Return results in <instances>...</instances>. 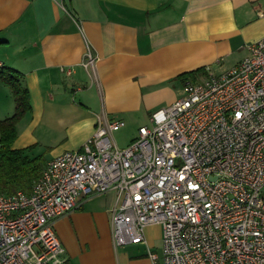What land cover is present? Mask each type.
Instances as JSON below:
<instances>
[{
  "label": "built area",
  "instance_id": "2783aa9c",
  "mask_svg": "<svg viewBox=\"0 0 264 264\" xmlns=\"http://www.w3.org/2000/svg\"><path fill=\"white\" fill-rule=\"evenodd\" d=\"M232 69L186 79L151 127L119 148L124 120L47 162L29 193L0 194V264H64L53 223L94 195L115 192L114 246L146 243L152 264H264V37ZM83 65L98 57L87 47Z\"/></svg>",
  "mask_w": 264,
  "mask_h": 264
},
{
  "label": "crops",
  "instance_id": "0c3cea01",
  "mask_svg": "<svg viewBox=\"0 0 264 264\" xmlns=\"http://www.w3.org/2000/svg\"><path fill=\"white\" fill-rule=\"evenodd\" d=\"M263 37L264 0H0V67L22 75L31 103L12 149L55 158L110 121L150 127L186 79L232 69ZM88 46L95 70L83 65ZM15 107L0 81V120ZM115 194L94 195L52 222L64 264H152L150 252L161 255L159 225L146 228V243L114 246Z\"/></svg>",
  "mask_w": 264,
  "mask_h": 264
},
{
  "label": "trees",
  "instance_id": "16d2710c",
  "mask_svg": "<svg viewBox=\"0 0 264 264\" xmlns=\"http://www.w3.org/2000/svg\"><path fill=\"white\" fill-rule=\"evenodd\" d=\"M23 77L13 69L0 67V81L13 93L15 113L0 120V194L29 193L44 169L40 157L30 158L22 150L12 149L17 138L16 126L30 112V92Z\"/></svg>",
  "mask_w": 264,
  "mask_h": 264
},
{
  "label": "rangeland",
  "instance_id": "374dc122",
  "mask_svg": "<svg viewBox=\"0 0 264 264\" xmlns=\"http://www.w3.org/2000/svg\"><path fill=\"white\" fill-rule=\"evenodd\" d=\"M151 127V126H150ZM137 129L139 126L127 125L124 129L119 130L114 134V139L119 148L123 149L130 145L137 138ZM32 150V154L40 157L42 165L50 161L53 157L51 156L52 150H42L41 148H36ZM35 156V158H36Z\"/></svg>",
  "mask_w": 264,
  "mask_h": 264
}]
</instances>
